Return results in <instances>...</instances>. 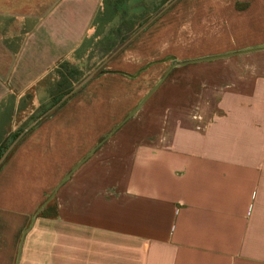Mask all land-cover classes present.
Returning a JSON list of instances; mask_svg holds the SVG:
<instances>
[{
  "label": "crops",
  "instance_id": "1",
  "mask_svg": "<svg viewBox=\"0 0 264 264\" xmlns=\"http://www.w3.org/2000/svg\"><path fill=\"white\" fill-rule=\"evenodd\" d=\"M137 1L0 0V149L30 126L0 170L5 246L74 170L17 264H264V48L246 51L264 41L181 60L246 51L177 66V100L164 104L178 134L115 131L97 144L137 104L131 83L156 62L151 38L116 49L64 112L48 116L52 105L23 129L11 124L22 98L41 108L60 65L117 21L107 13L140 12Z\"/></svg>",
  "mask_w": 264,
  "mask_h": 264
},
{
  "label": "rangeland",
  "instance_id": "2",
  "mask_svg": "<svg viewBox=\"0 0 264 264\" xmlns=\"http://www.w3.org/2000/svg\"><path fill=\"white\" fill-rule=\"evenodd\" d=\"M169 5L166 10L156 17L155 22L151 23L149 28L142 29L147 23H144L140 28L132 35L131 45L135 44L138 48L143 47L141 45L142 39L151 38L154 42V60L156 62L150 65V68L145 71L135 72L133 83H138L139 87V99L130 110L124 111L123 116L119 122L108 128L106 133L97 142L102 141L109 136V134L117 127L127 116L136 108L137 105L151 92V90L160 82L163 76L170 70L168 77L162 84L156 89V91L147 99V101L131 115L124 123H122L116 132L138 134L153 130L154 133H174L178 134V127H171L169 124H165L170 120V110L165 108V101L175 99L177 100V68L172 67L174 62L181 61L184 58L205 53L216 49H222L226 47H232L228 42L233 41V46L242 44L243 39H247L252 36V39L256 41H264V0H171L166 4ZM100 21L104 20L107 26V18H99ZM162 21H164L162 23ZM169 21V22H167ZM167 22V23H166ZM167 24H169L167 26ZM96 31V30H95ZM142 35L144 37H142ZM101 36L95 37L94 34L87 37L92 39V43L83 47L78 53H76L72 59L68 62L64 71L72 66L75 72L82 73L81 79L88 75L94 69L100 67L91 81L103 70L107 65L106 57L104 60L99 61L96 51L92 49L93 44ZM131 38V37H130ZM141 39V40H140ZM128 40V39H127ZM126 40V41H127ZM135 42V43H134ZM146 42V41H145ZM144 42V43H145ZM230 45V46H229ZM264 47V44H259ZM134 46V45H133ZM97 63L90 70L87 68L92 63ZM106 62V63H105ZM205 64V63H197ZM175 70V71H173ZM60 72L56 75V80L50 87L49 94L44 100L41 108H35L29 100V97H24L18 103V108L12 110L11 124L16 125L17 128L23 129L29 125L36 117L42 112H45L49 107L54 105L53 101L57 99L58 83L60 81ZM80 79V80H81ZM172 79H176L171 82ZM79 80V81H80ZM79 81L73 83L72 87ZM91 81H88V85ZM173 83L175 84V94H167L165 86ZM85 85V86H86ZM80 88L54 110H52L48 116L55 115L58 112H64L66 104L72 101L78 96V94L85 88ZM52 88V89H51ZM134 90V88H132ZM174 88L172 87V91ZM55 91V92H54ZM80 95V94H79ZM134 94L133 98L134 99ZM124 97V100H127ZM17 104V103H15ZM125 105V102H123ZM115 110V111H114ZM125 110V109H123ZM119 108L113 109L109 114V119L117 115ZM178 118V117H177ZM194 120V119H193ZM170 122V121H169ZM198 122V121H197ZM165 126V127H164ZM164 128V129H163ZM198 131L203 130L205 126L198 122L194 125ZM3 148L0 149V154ZM11 154V153H10ZM10 154L0 166V170L3 164L8 160ZM67 175V173L65 174ZM55 190H50L44 201L37 205L33 211V214L27 224L20 230L12 239V246L6 247L4 240L7 239V231L2 230L0 232V264L9 260L11 264H17L20 259V250L26 235L33 229L37 218H47L56 215V201ZM47 202V203H46ZM37 214V215H36ZM36 216V217H35ZM35 218V221H33ZM4 243V245H3ZM4 249V250H3ZM5 254V257L4 256Z\"/></svg>",
  "mask_w": 264,
  "mask_h": 264
},
{
  "label": "trees",
  "instance_id": "3",
  "mask_svg": "<svg viewBox=\"0 0 264 264\" xmlns=\"http://www.w3.org/2000/svg\"><path fill=\"white\" fill-rule=\"evenodd\" d=\"M170 3L171 0H138L137 3L140 5V12H120V13H107L108 21L112 20L114 17L117 21L112 22L106 28H97L94 36H101L92 47L96 51L95 54L98 55L99 61L104 60L106 57L110 56L116 49H118L127 39L132 37V35L142 26L144 23L152 19L161 9H163L166 4ZM134 4V3H133ZM137 25V26H136ZM136 26V27H135ZM92 39L86 38L82 43L81 49L91 44ZM80 49V50H81ZM79 52V50H77ZM68 62L62 63L58 68L60 74V81L57 91V99L53 103H57L67 92H69L73 87V83L81 79L82 73L75 72L72 66L64 71ZM97 63H92L87 69L90 70ZM83 79V78H82ZM81 79V80H82ZM80 80V81H81ZM79 81V82H80ZM78 82V83H79ZM77 83V84H78ZM19 132L13 136H17ZM6 144L2 152L7 148ZM0 154V155H1Z\"/></svg>",
  "mask_w": 264,
  "mask_h": 264
},
{
  "label": "water",
  "instance_id": "4",
  "mask_svg": "<svg viewBox=\"0 0 264 264\" xmlns=\"http://www.w3.org/2000/svg\"><path fill=\"white\" fill-rule=\"evenodd\" d=\"M169 6V5H168ZM167 6V7H168ZM167 7H165L164 9H162L153 19H151L142 29H144L146 26H148L149 24L152 23V21L158 17ZM128 43V41L126 43H124L120 48H118L115 52L117 53L121 48H123L126 44ZM264 47L261 48H254V49H250V50H246V51H253V50H258V49H263ZM246 51H240V52H234V53H230V54H225V55H220V56H229L235 53H242V52H246ZM218 56H210V57H205V58H199V59H191V60H187V61H176L174 62L172 67H177V66H181L187 63H192V62H197V61H201V60H210V59H214V58H218L220 57ZM170 71V70H169ZM169 71L163 76V78L160 80V82L151 90V92H149V94L140 102V104L127 116V118H125L123 120L122 123H124L131 115H133L135 112L138 111V109L147 101V99L156 91V89L162 84V82L165 80V78L168 76ZM97 69L92 71L91 73H89L85 78H83L78 84H76L69 92H67L57 103H55L53 105L52 108H50L48 111H52L53 109H55L57 106H59L62 102H64L67 98H69L72 94H74L77 90H79L80 88H82L88 81H90L94 75L96 74ZM121 123V124H122ZM119 124V126L121 125ZM117 126L109 135L113 134L116 129L119 127ZM30 128V126L28 128H26L22 133H20L11 143L10 145L2 152V154L0 155V166L2 165V163L5 161V159L8 157V155L10 154V152L13 150V148L16 146V144L19 142V140L21 139V137L24 135V133ZM89 156H86L81 162L80 164L85 161ZM78 164L75 169L80 165ZM74 170H72L70 173L67 174V176L64 178V180H62L58 186L55 188V191L53 193V196L55 195L56 191L58 190V188L63 184V182L72 174ZM47 203V202H46ZM37 215V214H36ZM36 217V216H35ZM35 221V218L34 220Z\"/></svg>",
  "mask_w": 264,
  "mask_h": 264
}]
</instances>
